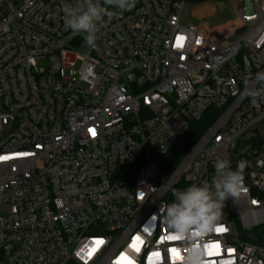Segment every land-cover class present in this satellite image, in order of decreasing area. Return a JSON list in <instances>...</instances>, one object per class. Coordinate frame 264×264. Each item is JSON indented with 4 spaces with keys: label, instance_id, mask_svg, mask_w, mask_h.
<instances>
[{
    "label": "built area",
    "instance_id": "obj_1",
    "mask_svg": "<svg viewBox=\"0 0 264 264\" xmlns=\"http://www.w3.org/2000/svg\"><path fill=\"white\" fill-rule=\"evenodd\" d=\"M200 1L239 7L220 33L184 20ZM78 2L0 0V264H184L164 206L220 159L243 190L195 246L205 264H264V102L247 92L264 76V0H135L93 45L64 26Z\"/></svg>",
    "mask_w": 264,
    "mask_h": 264
},
{
    "label": "clouds",
    "instance_id": "obj_2",
    "mask_svg": "<svg viewBox=\"0 0 264 264\" xmlns=\"http://www.w3.org/2000/svg\"><path fill=\"white\" fill-rule=\"evenodd\" d=\"M79 0L73 6H63L64 26L74 34H84L87 44L93 45L98 39L100 27L105 17L111 19L120 11L130 10L135 0ZM261 87H248L251 103L255 106L264 102V76L260 77ZM216 175L210 184H193L183 191L174 193L172 203L164 206L163 222L176 235L187 240V253L184 264H205L202 247L195 246L193 233L197 230L211 231L223 215V208L229 199H235L243 190L244 177L240 171H233L229 161L217 160Z\"/></svg>",
    "mask_w": 264,
    "mask_h": 264
},
{
    "label": "rangeland",
    "instance_id": "obj_3",
    "mask_svg": "<svg viewBox=\"0 0 264 264\" xmlns=\"http://www.w3.org/2000/svg\"><path fill=\"white\" fill-rule=\"evenodd\" d=\"M238 5L232 2L200 1L186 6L184 20L194 26H202L210 31L223 33L235 18ZM79 63L74 64L78 68Z\"/></svg>",
    "mask_w": 264,
    "mask_h": 264
},
{
    "label": "trees",
    "instance_id": "obj_4",
    "mask_svg": "<svg viewBox=\"0 0 264 264\" xmlns=\"http://www.w3.org/2000/svg\"><path fill=\"white\" fill-rule=\"evenodd\" d=\"M212 114L213 113L211 111L207 112L205 118L197 123H192L189 126L188 132L179 140H177L173 149H171L168 155L164 158L165 165H167L169 168H172L180 161V159L201 137L203 132L209 127L213 121V118H210Z\"/></svg>",
    "mask_w": 264,
    "mask_h": 264
},
{
    "label": "snow or ice",
    "instance_id": "obj_5",
    "mask_svg": "<svg viewBox=\"0 0 264 264\" xmlns=\"http://www.w3.org/2000/svg\"><path fill=\"white\" fill-rule=\"evenodd\" d=\"M134 240L139 241V237H135ZM97 243H98V244H99V243H102V241H97ZM132 246H133L134 248L137 247V245H136L135 243H134ZM206 247H208V248H218V244H216V245H208V246H206ZM137 250H138V248H137ZM172 251H174V250H172ZM215 254H219V253L217 252V253H215ZM124 259H127V258L124 257ZM118 264H119V262H118ZM128 264H132V262L129 260V261H128Z\"/></svg>",
    "mask_w": 264,
    "mask_h": 264
},
{
    "label": "water",
    "instance_id": "obj_6",
    "mask_svg": "<svg viewBox=\"0 0 264 264\" xmlns=\"http://www.w3.org/2000/svg\"><path fill=\"white\" fill-rule=\"evenodd\" d=\"M241 31H239L238 33H240Z\"/></svg>",
    "mask_w": 264,
    "mask_h": 264
}]
</instances>
